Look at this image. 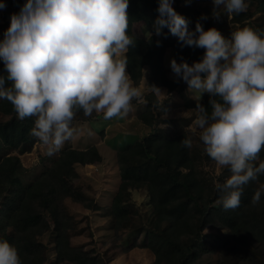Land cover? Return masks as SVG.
<instances>
[{
    "label": "clouds",
    "instance_id": "9594fccd",
    "mask_svg": "<svg viewBox=\"0 0 264 264\" xmlns=\"http://www.w3.org/2000/svg\"><path fill=\"white\" fill-rule=\"evenodd\" d=\"M174 0H158L157 35L167 27L181 47L204 49L199 61L170 62L175 77L199 94L208 93L209 108L197 104L191 128L204 153L231 175L216 183V203L225 210L240 206L244 187L264 176V29L243 26L230 38L215 27L204 29L177 13ZM129 0H25L10 16L0 39V100L13 106L17 118H33L30 134L54 154L78 134L77 112L124 118L133 101L145 103L128 71L127 52L135 46L129 31ZM230 19L246 12L248 0H213ZM6 4L0 0V9ZM208 17L202 15L201 20ZM159 44V42H157ZM157 97L165 96L155 85ZM161 105H158L159 110ZM181 146L191 149L193 139ZM260 160L258 165L255 161ZM264 184L251 204L258 205ZM0 264H23L18 248L0 237Z\"/></svg>",
    "mask_w": 264,
    "mask_h": 264
},
{
    "label": "trees",
    "instance_id": "16d2710c",
    "mask_svg": "<svg viewBox=\"0 0 264 264\" xmlns=\"http://www.w3.org/2000/svg\"><path fill=\"white\" fill-rule=\"evenodd\" d=\"M188 1L194 0H174V9L185 18L190 7L181 8V5ZM24 3L25 0H21L20 6ZM20 6L18 10H12L11 14L19 12ZM258 6L264 13V0H259ZM157 7L158 0H129V31L133 35L135 46L130 47L127 52V71L138 85L144 75L143 69L148 67L151 72L149 86L166 87L173 91L177 82L170 81L163 62L167 49L172 47L174 59L180 62L184 60L189 65L193 62L192 59L198 60V52L203 55L204 49L181 47L178 38L169 35L168 28L161 38L156 35L148 39L136 38L133 34L134 24H153L159 16ZM200 17H193L190 31L195 30L198 21L205 30L209 29L211 24L205 25ZM250 17V14L243 12L233 15V21L243 23ZM9 24L10 21L8 27ZM170 38L173 39L169 40ZM3 73L4 66L0 62V74ZM210 99L207 96L202 103L209 111ZM154 100L157 99L153 93L147 96V111L140 115V119L152 128L155 126L152 122L155 113L151 111ZM0 114L10 117L6 121H0V237L18 248L23 264H45L44 251L38 239L51 230L52 219L56 234L57 264H105L100 256L93 255L82 247L72 246L70 241L72 216L67 214L63 202L70 198L85 204L88 202L87 197L61 176H54L52 167L28 186H24L22 177L27 169L23 167L19 157L5 152L7 148L14 152L32 144L30 130L33 118L18 119L7 100H0ZM76 115L84 114L79 111ZM184 137L188 136L181 134L170 138L155 131L145 140L123 147L117 152L121 180L110 204L117 229L129 217L124 206L128 192L133 188H145L150 193L154 211L145 231L147 241L143 247L155 254L156 264H204L202 256L207 243L204 242L203 234L210 226L228 230L229 237L225 242L217 243L215 249H207L208 255L218 251L221 260L226 263L263 264L264 197L255 206L251 204V200L257 186L264 184V176L244 187L238 208L225 210L216 203L218 191L215 181L209 179L202 170L208 156H200L193 146L191 149L181 146L180 142ZM259 156L264 158V151ZM101 161L102 156L96 147L87 150L67 147L55 164L67 169L72 176H77L76 166ZM230 175L228 172L221 177L219 183H223ZM10 229L13 233L9 232Z\"/></svg>",
    "mask_w": 264,
    "mask_h": 264
},
{
    "label": "rangeland",
    "instance_id": "374dc122",
    "mask_svg": "<svg viewBox=\"0 0 264 264\" xmlns=\"http://www.w3.org/2000/svg\"><path fill=\"white\" fill-rule=\"evenodd\" d=\"M3 2L6 7L0 9V39H3V34L8 28L11 11L18 10L21 0H3ZM248 4L249 7L246 12L251 17L243 23L234 22L233 16L229 19L222 8L218 10L219 16H214L213 0L188 1L183 3L181 8L190 7L186 17L189 21V29L192 27L193 17L206 15L208 18L203 20L205 25L210 23L209 28L215 27L223 36L230 38L233 30L243 26L264 28V13L259 10V0H248ZM173 7H175V3H173ZM154 23L151 25L149 22L135 23L133 27L134 36L139 39H148L153 35L161 38L167 27L162 30V34L157 35ZM171 39L173 38L169 40ZM172 49V47L167 49L163 62L168 78L170 81L177 82V87L173 91H169L166 87L160 88L165 96L156 97L158 101H153L151 110L155 113V118L152 120L155 125L153 128L140 119V115L147 111V96L152 93L149 86L151 72L148 67H145L143 78L136 85L141 87L143 99L146 102L138 103L134 100L133 109L126 117H113L105 120L102 114L76 115L72 124L79 130L78 134L66 141L60 151L51 155L48 154L46 146L42 145L32 135L30 146L20 147L14 152L8 151V148L5 150V152L11 153L10 155L19 157L23 167L27 169V173L22 177L24 186H28L36 177L52 167L54 176H61L87 197L88 202L85 204L77 203L70 198L63 202L67 214L72 216L73 229L70 231V241L72 246L82 247L85 251L100 256L105 264H156L157 260L150 249L143 247L147 241L145 231L154 211L149 191L145 188H133L128 192L129 196L124 206L127 208L129 217L121 224L120 229H117L115 218L111 213L110 204L118 191L121 180L117 152L123 147L135 145L145 140L148 135L157 131L170 138L181 134L191 136L197 154L205 157L203 145L193 132L191 123L195 118L194 111L197 104L202 105L209 94H199L190 89L182 79L175 77L170 68V62L174 59ZM198 53V60L192 59L193 62L199 61V58L202 57ZM160 104L162 105L159 110L158 105ZM9 118L0 114V121H6ZM67 147L78 150L96 147L102 156V161L91 165H78L75 168L77 176H72L67 169L55 164L62 151ZM260 160H264V158L260 157ZM260 160L255 161L254 164H258ZM202 170L215 183H219L221 177L228 172L230 173L226 167L217 166L209 157L206 158ZM259 186L260 184L257 189ZM262 196L264 197V195ZM50 221L51 230L38 240L44 251L45 264H57L56 234L52 219ZM9 232L13 233L11 229ZM203 235L204 242L207 243L204 246L205 251L202 256L204 264H234L231 261L226 263L221 260L218 251L213 255H208L206 251L209 248L215 249L217 243L225 242L229 237L228 230L210 226L205 229Z\"/></svg>",
    "mask_w": 264,
    "mask_h": 264
}]
</instances>
